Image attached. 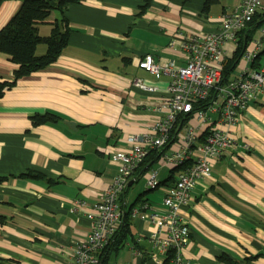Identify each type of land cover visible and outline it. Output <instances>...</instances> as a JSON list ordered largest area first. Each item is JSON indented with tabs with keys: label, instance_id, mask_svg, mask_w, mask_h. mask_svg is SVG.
Instances as JSON below:
<instances>
[{
	"label": "crops",
	"instance_id": "0c3cea01",
	"mask_svg": "<svg viewBox=\"0 0 264 264\" xmlns=\"http://www.w3.org/2000/svg\"><path fill=\"white\" fill-rule=\"evenodd\" d=\"M144 2L69 4L65 15L71 31L60 55L18 78L0 97V175L5 176L0 181V264H71L77 244L90 229V205L117 173L112 153L126 148L127 137L146 131L163 112L161 102L171 77L145 71L138 66L139 58L151 53L160 63L184 64L183 40L216 30L224 13L240 4L149 0L138 14ZM19 4L20 0L0 2V28ZM263 7L261 1L258 10ZM58 16L52 10L37 24L38 32L48 34ZM263 28L254 31L248 46ZM237 40L238 36L224 44V62L232 57ZM44 50L45 44L37 45V53ZM263 61L264 45L252 65ZM243 64L238 61L234 75ZM16 67L0 52L3 78H11ZM135 76L157 89L134 86ZM45 110L62 118L33 125L30 115ZM227 128L234 134L233 144L212 162L210 174L196 181L189 203L182 207L190 230L183 254L190 264H264V91ZM29 170H40L54 181L25 174ZM140 172L121 195L125 206L150 190L128 197L130 186L144 173ZM176 172L168 168L165 175L159 173L160 194L144 199L159 206L162 188L174 182ZM76 198L86 205L72 209ZM130 218L132 240L109 264L142 261L137 248L149 247V222ZM223 253L230 261L220 258Z\"/></svg>",
	"mask_w": 264,
	"mask_h": 264
},
{
	"label": "built area",
	"instance_id": "2783aa9c",
	"mask_svg": "<svg viewBox=\"0 0 264 264\" xmlns=\"http://www.w3.org/2000/svg\"><path fill=\"white\" fill-rule=\"evenodd\" d=\"M260 3L261 0H240L238 9L224 13L216 30L184 39L182 65L171 60L160 63L151 53L139 58L138 66L145 71L155 75L168 73L171 77L161 102L163 112L146 131L127 137L126 148L112 153V159L118 163L117 173L90 205V229L77 244L71 264H98L101 251L120 228L125 210L133 218L148 221L151 227L149 247L137 248L142 261L120 264H190L183 254L190 230L182 207L189 203L196 181L207 177L212 162L233 144L235 137L227 126L237 123L249 102L264 91V61L252 65L264 45V28L239 57L244 62L239 74H230L227 79L223 74L224 44L237 39ZM174 42L172 39L170 44ZM132 84L149 92L157 89L138 76ZM210 95L211 103L206 108L193 110L194 103ZM152 150L158 151L155 163L159 167L176 169L175 180L163 186L159 206L147 199H141L136 206H125L121 195ZM158 166L146 163V189L161 184ZM81 205H86V201L76 198L72 209Z\"/></svg>",
	"mask_w": 264,
	"mask_h": 264
},
{
	"label": "trees",
	"instance_id": "16d2710c",
	"mask_svg": "<svg viewBox=\"0 0 264 264\" xmlns=\"http://www.w3.org/2000/svg\"><path fill=\"white\" fill-rule=\"evenodd\" d=\"M1 1L2 0H0V2ZM78 1L79 0H20L18 8L0 28V52L7 53L10 56V60L17 64L11 78H3L0 75V97L6 89L16 83L18 78L44 68L57 59L63 47L68 42L71 31L68 18L65 15V10L69 4ZM148 3L149 0H145L140 6L138 14H141L146 9ZM52 10H57L59 16L53 20L51 30L48 34H40L37 29V24L45 21ZM263 21L264 7L257 10L246 27L238 32L235 51L232 57L224 63V79L230 76L243 50L252 38L254 31ZM40 43L45 44V50L42 53H37L36 48ZM211 99L212 96L210 95L204 100L194 103L193 110L206 108L211 103ZM61 118L62 116L59 113L52 110L35 112L30 115V120L33 125L56 122ZM167 147L168 145L164 147V150ZM157 154L158 151L155 150L149 152L146 162L139 169V171L142 170L139 175L147 168L145 167L146 163L151 165L155 162ZM171 172H173V170H171ZM25 174L34 177H43L49 182L54 181L53 178L47 177L45 173L40 170H29ZM172 177H174V175L170 173V178ZM4 178V175H0V181ZM130 226L131 218L128 211L125 210L123 222L101 251L100 262L98 264H109L111 262V255L122 248L127 241L132 240L133 233L131 232ZM220 258L230 261V258L224 253L220 255Z\"/></svg>",
	"mask_w": 264,
	"mask_h": 264
},
{
	"label": "rangeland",
	"instance_id": "374dc122",
	"mask_svg": "<svg viewBox=\"0 0 264 264\" xmlns=\"http://www.w3.org/2000/svg\"><path fill=\"white\" fill-rule=\"evenodd\" d=\"M262 1V3H264V0H261ZM57 11V10H56ZM261 27H264V21L260 24V26L258 27V28H261ZM238 64V63H237ZM237 72V65H236V67L231 71V76H234V74ZM237 74H239V73H237ZM153 165L154 166H158V164L157 163H153ZM159 167V166H158ZM169 167L168 166H160L159 167V173H160V176H163V175H165L166 174V172H167V169H168ZM164 172H165V174H164ZM146 175H147V172L146 173H143L137 180H136V182H133L132 183V185L130 186V189H129V191L127 192V195H128V197L129 198H134L135 196H136V194H137V192H139V190H140V193L141 192H143L144 193V191H146V184H145V181H146V179H145V177H146ZM160 186V185H159ZM159 186H157L156 188H154V189H151V190H148V191H146V193H144L143 195H142V197L140 196L138 199H136V201H135V204H134V206H136V205H138L139 204V202H140V200L141 199H144L145 197H147V196H150V195H148V194H154V195H159L160 193H159ZM121 254V253H120ZM115 253H113L112 255H111V258H110V261H114V257H115ZM120 257V255H118L117 256V258H119Z\"/></svg>",
	"mask_w": 264,
	"mask_h": 264
},
{
	"label": "water",
	"instance_id": "95a60500",
	"mask_svg": "<svg viewBox=\"0 0 264 264\" xmlns=\"http://www.w3.org/2000/svg\"><path fill=\"white\" fill-rule=\"evenodd\" d=\"M67 122H70L69 124H71V125H72V124H74V122H73V121H67ZM146 190H147V189H146Z\"/></svg>",
	"mask_w": 264,
	"mask_h": 264
}]
</instances>
